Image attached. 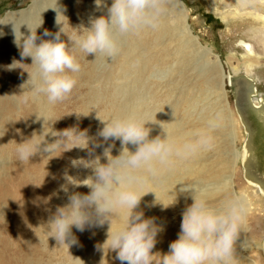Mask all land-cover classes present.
I'll return each mask as SVG.
<instances>
[{
	"label": "rangeland",
	"instance_id": "rangeland-1",
	"mask_svg": "<svg viewBox=\"0 0 264 264\" xmlns=\"http://www.w3.org/2000/svg\"><path fill=\"white\" fill-rule=\"evenodd\" d=\"M38 1L40 3L44 2V0ZM87 1L88 8L85 5ZM179 1L187 10L186 25L191 32L190 34L194 36L195 43H199L198 46H201L202 49L205 48L210 51L209 57L205 61L208 63L209 61L211 63L218 61L221 64L223 74L231 76L234 83L229 86V82L226 80L224 86L226 90V104L224 103L225 105H223L234 122L236 138L232 144L233 146L229 145L227 137L225 138V142L220 141V137H216L214 139V147L211 150L203 151L194 159V167L197 166L198 168L199 165L201 166L203 163L206 165L209 162L211 163L207 164L206 167L211 166L218 160L216 159L217 156H213L217 155L218 152L220 153L221 161H228L230 163L231 151L235 149L238 152H242L245 144L249 141L253 157L248 168L264 183V137H259L258 132L254 130L253 126H251L253 130L249 134L246 132L245 125L241 122L235 104L240 89L237 79L241 77L250 80L255 85L257 96L253 100L255 102H258L260 98L264 100V54H262V46L259 43L264 35V24L261 19L255 16V13L260 12L256 11L254 13L255 6H261L258 4L260 0ZM33 2L34 0H0V33L7 14L27 10ZM111 3L112 1L107 6H110ZM172 6L173 4L168 0L165 4L166 11L161 19L169 20V13L173 9ZM68 9L71 10L69 22L64 21L63 23L60 21L57 26L54 25L55 17L62 18L67 9L62 8L59 15L55 11L54 13L52 11L44 12L45 17L42 18L41 13L38 12V28H41V30H38V37L43 35L44 30L47 29L51 34H53L55 29L61 30L60 40L69 47L71 54L75 55L81 65V71L74 74L77 78V85L71 94L62 102L55 105L47 104L44 108L42 117L46 119V122L43 128L38 131V135L43 133V129L47 133L49 127L53 131H62L72 127H78L80 131H84L86 125H83V122H85L88 124L86 129L87 135L96 140L97 143H100L101 146L95 147L92 155H89V149H93V144L89 142L87 149L72 148L68 151L61 149L50 156L51 154L44 152L43 148L47 144L55 143L58 138L53 137L49 133L44 137L45 142L41 145V151L38 153V155L45 159L44 164L46 167L52 171L49 178L46 177L38 180V189H36L35 183L33 184L37 180L36 177L28 174L31 184H29L26 192L22 194V197L18 195L19 192H17L14 186L16 182L15 177L10 176L7 178L8 180L6 179V190L10 193L11 198L8 204L5 203V214L0 216V220L4 217L0 221V224H2L0 225V264H22L23 259H27L25 256L20 255L21 248L19 249L16 246V240L11 236V233L13 229L17 228L15 226L17 221V224H19L26 220L31 212H35L34 206L37 203H39V227L49 220V216L51 217L54 214L52 210L49 212L48 209H51L53 206L57 208L64 205V201L68 200V195L73 192L82 191L84 193L83 186L73 187L68 184L65 175L74 177L88 172V176H90L92 175V171L82 165L73 166L72 161L81 159L88 161L95 156H100L102 164L107 162L102 155L103 146L106 142H103L97 135L102 125L100 120L134 116L138 120L147 122L146 127L151 130L149 139L154 137L152 129H163L172 122L179 124L180 128L183 129L182 134L188 138L190 131L193 132L203 128L200 127L197 120L198 114L200 110L207 109L206 103L209 106V101L202 103L200 102L201 99L208 98L212 100L214 98L213 92L209 91L208 93L206 91L208 85L206 79L198 77L197 58L194 59L193 63L189 60V56L185 57L186 53H179L175 42L168 41L167 39L162 40L161 35H163V32H159L158 35L149 36L143 41L135 32L124 37L118 36V42L121 43V51L113 59L109 57L104 60V58L97 57L95 60V57L91 54L85 57L78 48L73 47L72 41L76 39L79 28H90L91 21L101 16L96 12L98 9L96 0H73L72 7H68ZM102 11L103 15L106 16L107 8L102 7ZM260 14L264 16V13ZM40 18L43 21H40ZM42 23L44 25L39 26ZM11 30L12 27L8 30V25L4 28L2 35H0V38H5L4 42H7L6 38L11 34ZM42 40H49V38L43 37ZM141 42L143 49L136 50L137 52L133 58L131 54L132 50L129 51L128 47H134L136 43L139 44ZM241 42H246L250 45L251 54L247 53L246 48ZM178 43L180 44V39H178ZM19 53L20 49L16 51L12 57V61L6 57L8 60L6 63V74L8 77H6L5 81V90L1 93L6 97H14L18 101H20V93L18 92L19 82L28 79V73H32L31 69L33 67H29L32 63L31 59H21ZM126 54H130L132 59L128 60L125 57ZM248 56L257 59L258 63L248 60ZM149 57L152 58V62L144 66V59ZM13 61H17L22 65H15V67L10 68L9 66L13 64ZM176 67H182L186 72L183 82L177 78H172V81H167L166 83L154 78L164 73L167 69ZM22 69L27 71L22 73L20 72ZM217 70L219 74V67H217ZM188 94H194V116L190 111L185 112L186 106L184 100ZM200 95H203V97L199 98ZM118 109L121 110L120 116H117L120 114ZM108 113L109 118L107 116ZM244 117L248 118L247 115ZM193 119L194 129L191 127ZM15 132L16 129H11L10 134L12 136L9 135L14 148V141H16ZM118 143L121 147L120 141ZM80 146L83 147V145ZM126 147L130 152L134 151L133 148L136 149V146L132 144H128ZM0 148L6 151L7 157L12 160L11 154L3 147L2 141H0ZM6 154L0 152L1 163L4 162L3 158H6ZM203 160L204 162H202ZM212 166H215V164ZM244 167L241 159H239L232 170V188L230 192L240 196L242 194L248 196L254 210L249 214L245 213L238 242L235 244L236 264H264V196L261 193L259 194V192L256 194L255 188L250 185L251 183L249 184L248 179L245 177ZM2 170L3 168H0V172ZM197 179H186L184 185L196 183L198 182L196 181ZM204 183L207 184V180H202L201 187L205 185ZM63 185H67V193L61 190V186ZM183 195L189 197L188 192H185V194L183 192ZM150 199V197L142 199L141 208L144 209L142 211L146 219L155 218L154 222L158 223V226L163 229L158 233L156 239L161 238L167 231L172 234H178L180 232L182 213L185 208L178 206V202H170V204H173L165 210L159 207L155 200ZM220 202V199L210 201L214 206ZM12 225L13 227H11ZM32 229L31 225L28 224L24 233L28 234L32 232L27 237V240L38 247L37 256L39 255L38 261L40 264L50 263L49 261L53 264H62L63 262L60 260L62 253L59 251L56 241L50 237L48 240L47 237H44V241H41L34 237L33 231H30ZM27 240L23 241L22 247L30 246V242L27 243ZM169 242V240H166V243ZM2 244L3 246H1Z\"/></svg>",
	"mask_w": 264,
	"mask_h": 264
},
{
	"label": "clouds",
	"instance_id": "clouds-1",
	"mask_svg": "<svg viewBox=\"0 0 264 264\" xmlns=\"http://www.w3.org/2000/svg\"><path fill=\"white\" fill-rule=\"evenodd\" d=\"M165 4L166 0H112L107 6L102 0H96L98 8H107V15L92 20L90 28H79L72 45L85 57L91 54L95 60L97 57L113 59L121 51L118 36L159 29ZM29 32L27 37H22L19 32L18 37L14 31V43L20 49L21 59L30 58L29 67L35 69L31 74L27 72L28 79L21 85L22 94L26 101L46 98L48 105H55L65 100L76 87L74 74L81 71V65L60 40L61 30L54 40H41L39 44H36L40 39L36 29ZM43 35L52 34L45 30ZM15 65L22 64L13 61L9 67ZM100 122L103 127L98 131V137L103 142L119 140L122 150L114 157L111 155L114 143L109 144L103 149L102 155L107 161L103 164L100 156L88 161H72L73 166L91 169L92 175L82 181L65 175L67 183L73 187L85 186L89 192L68 195V203L57 207L47 223L39 227L47 240L53 238L57 246L68 252L78 243L72 233L73 227L83 232L86 226L107 224V238L99 248L115 252L121 264H154V257L159 258V264H236L235 244L244 223L245 207L243 197L229 193L227 187L218 190L225 198L215 206L210 203L207 189L181 188L182 192L191 190L192 203L182 213L178 239L169 244V252L163 255L152 253L156 237L163 229L154 223L155 218L145 219L143 211H137L142 198L152 193L142 191L146 184L161 180L163 173L172 170L178 162L195 159L214 147L213 132L219 126V117H213L204 128L193 131L181 141L167 135L163 139L159 135L149 139L151 130L145 127L147 122L134 116L113 117ZM49 133L58 138L43 148L50 156L61 149H87L89 142L93 144V149H89V155H92L94 148L101 146L88 137L87 130L72 127L53 131L49 127L47 133L43 129L42 134L33 132L31 138H24L21 143L14 141L18 161L29 163L30 158L41 151L44 137ZM3 135L4 131H0V136ZM128 144L136 146L135 152L128 150ZM61 190L67 193V185L61 186ZM69 256L74 264H83L80 259Z\"/></svg>",
	"mask_w": 264,
	"mask_h": 264
},
{
	"label": "bare ground",
	"instance_id": "bare-ground-1",
	"mask_svg": "<svg viewBox=\"0 0 264 264\" xmlns=\"http://www.w3.org/2000/svg\"><path fill=\"white\" fill-rule=\"evenodd\" d=\"M111 1L112 0H103L102 4L107 5ZM167 1L168 0H166V2ZM169 1L173 4L172 6L173 9L169 13L170 14L169 20L161 19L160 27L158 30L153 31L150 29H146L139 32H135V34L138 37H140L143 41L146 40L149 36L158 35L159 32H163V35H161L162 40L167 39L168 41L175 42L176 43L175 46L178 52L186 53L185 57L189 56V60L192 61L193 63H194V59L197 58L198 77L199 78L204 77L206 79L208 83L206 91L208 93L209 91H211L214 94V98L212 100H209L208 98H203L200 101L202 103H204L205 101H209L208 102L209 106L206 103L207 109H203L202 111L201 110L199 111L198 114L199 117L197 119L199 125L200 127L204 128L210 119L218 116L219 126L213 132L214 139L216 137H220L221 138L220 141L225 142V138L227 137L228 139L227 141L229 142V145H232L236 138L234 132L235 131L234 122L230 114L227 113L226 110L224 109L223 105L226 104L225 101L226 90L224 89L226 80H228L230 86L234 84L233 78L231 76H226L225 73L223 74L221 70V64L218 61H216L215 63H211L210 61L208 63L207 61H205L207 57H209L210 51L205 48L202 49L201 46H198L199 43L198 44L195 43L194 36L190 34L191 32L189 31L186 25V16H187L186 8L184 7V5H182V3L179 0H169ZM258 4H260L261 6L259 7L255 6L254 13L256 11L260 13H264V0H260ZM72 5H73V0H44V2L42 3H40L38 0H34L33 4L27 10L17 13L7 14V17L4 20V24L1 28V33H3L4 28L7 27V25H8V30L10 27H12L11 34L9 35V37L6 38L7 42H4L5 38H0V131H4V135L0 136V141H2L3 147L11 154L12 160H10L9 157H7L6 151L0 148V152L2 154L3 153L6 154V158H3L4 159L3 163H1V159H0V168H3V170L0 172V216L5 214V209H6L5 203L8 204L11 198L10 193L8 192V190H6L7 189L6 179L8 177L10 176L15 177L16 182L14 181L15 182L14 186L17 192H19V194L17 192L16 193L20 197H22L23 196L22 194L26 192L27 188L29 187V184H31V182L28 179V174L34 175L36 177L37 180L33 182V184L35 183V188L38 189V180H42L46 177L49 178L50 174L52 173V171L48 169L44 164L45 159L38 154L30 158L29 163L19 162L18 159L16 158L15 148L12 146V141H10L9 139L11 138L9 137V135H11L10 134L11 129H16L15 132L16 134H14V136L16 137V141H15L16 143L23 142L24 138H31L33 132H36L38 135V131L43 128L46 122V119L42 117V112L44 108L47 106L45 98H42L40 103H38V101H33L31 99L27 101L25 100V96L22 94L21 85L24 84L27 81V79L19 82L18 92L20 93V101H18L14 97H6L3 94H1L5 90L4 89L6 85L5 81H6V77H8L6 74L7 73L6 63L8 61L6 57H8L10 61H12L13 60L12 57L19 49L14 43V38H15L14 31L17 33L18 37H19V32L21 33L22 37H27L30 34L29 30L34 31L36 29V35L38 37V30H41V28H38V12L41 13V18H42L45 17L44 12L52 11V13H54L55 11L59 15L60 10L62 8L67 9L62 18L58 16L55 17L54 25L57 26L60 21L63 23L64 21L69 22L71 18V10L68 9V7L71 8ZM85 5L87 6L85 7L88 8V1L87 3L85 2ZM96 12L99 15H103L102 7L98 8ZM260 13H255V16L261 19L264 24V16L261 15ZM41 18L40 21H43V19ZM43 25L44 24L42 23L39 26H43ZM57 32H60V30L55 29L53 34L50 36H44V35L39 36L40 39L36 41V44H39L43 37H48L49 40H54L55 34ZM178 39H180V44L178 43ZM241 43L246 48L247 53L251 54L252 50L250 49V45H248V43L246 42H241ZM259 43L261 44L260 46H262V54H264V35L262 39L259 41ZM140 49H143L142 42L139 44L136 43L134 47L133 46L128 47L129 51L132 50L131 54L133 58L135 53L137 52L136 50H140ZM125 57L128 60L132 59L130 54H126ZM247 59L252 61L253 63H258L257 59H254L250 56H248ZM151 62H152L151 57L145 58L144 66L145 64L147 65L150 64ZM217 67H219L220 69L219 74ZM34 70L35 69L33 66L31 69L32 73L34 72ZM26 71L27 70L25 69L20 70V72L22 73H25ZM185 73L186 72L182 67L169 68L164 73H161L154 78H157V80L160 82H166V83L167 81H172L171 80L172 78H177L178 80L183 82L185 80ZM237 82L240 85V89H239V93L237 94V99L235 104L241 122L245 125L246 128L245 130L248 134L254 128V130L258 132L259 137H264V100L262 98H260L258 102H255L253 100L257 96V90L255 88V85L252 84L250 80L241 77L237 79ZM24 91L25 92L27 91V86L25 87ZM202 97L203 95L199 96V98ZM184 103L186 106L185 112L190 111L193 113L194 116V94H188L185 97ZM119 111L120 114H118L117 116L121 115V110ZM246 115L248 116V118L244 117ZM107 116L109 118V113L107 114ZM106 120L108 119L106 118ZM83 125H86L85 126V130H86L88 124L83 122ZM251 126H253V128ZM102 127L103 124L101 125L100 129H102ZM191 127H193L194 129V119L191 122ZM182 130L183 129L180 128L179 124L171 122L163 129L161 128L152 129V131L154 132L153 138L159 135L163 139L167 135L170 139L181 141L187 138L184 134H182ZM190 133L192 132L190 131ZM118 142L119 140L113 141L112 139H109V141L105 143L103 148L108 147L109 144L114 143V147L112 148L111 155L115 157L119 155L120 151L122 150ZM133 149H134L133 152H135L136 149L135 148ZM230 155H231V162L230 163L228 161L224 162L220 160V153L218 152L217 155H213V156L214 157L217 156L216 159L220 161L214 160L216 162V163L214 162L215 166H212L214 165L212 164L211 166L208 165L209 167H206V165L211 162L206 163V165L203 163L201 166L199 165L198 168L197 166L194 167V159L185 162H178L172 170H167L163 173L161 180L152 181L151 183H148L143 187L142 189L143 192L145 193L152 192V193L146 194L142 199L144 198L147 199L148 197H150L151 199L157 202V205L159 207L165 210L166 208H169L171 206L170 202H174L175 199V202H178V206L186 208V206L192 203L191 190H189L188 192L189 197H186V195L185 196L183 195L181 188L183 187L191 188L194 187L195 184V187L197 186L199 188L207 189L208 195L210 197V201L216 199L222 200L225 198V196L223 194H220L218 190L221 189L222 187H227L229 193H231L230 190L232 188L231 187L232 170L239 159H241L243 166H245L244 167L245 177L248 179L249 184L251 183L250 185L255 188L256 194H258L259 192V194L261 193L264 196L263 181L257 175L253 174L248 168L253 157V153L251 152V149L249 147V141L245 144L244 148L242 149V152H238L237 150L233 149ZM202 162H204V160ZM4 165L5 167H3ZM41 171L42 173H40ZM87 176H88V172H84L81 175L74 176L73 178H77L82 181L86 179ZM194 178L195 179L198 178L196 180L198 182L191 183L192 182L191 181L190 182L191 184L184 185V181L186 179L194 180ZM204 179L207 180L208 183L207 184L204 183L205 185L201 187L202 180ZM186 183L188 184V182ZM83 191L84 193L82 191H80L79 193L88 194L89 189L83 186ZM241 196L243 197L245 213L246 214L251 213L254 210L252 202L245 194H242ZM67 203L68 200H65L64 205H66ZM38 204L39 203H37L36 206H34L35 212L32 213L30 211L31 212L30 216L27 217L26 220H24L19 224H17L18 221L17 223H15V226H17V228L13 229L11 233V236L16 240V246L19 249L21 248L20 255L25 256L27 258V259L24 258L23 259L24 261L22 260L23 261L22 264H40V262L38 261L39 255L37 256L38 247L34 246L30 241L27 240V237H29V234H31L32 232H29L28 234L24 233L26 231L25 230L26 226L30 224L31 227L33 228L30 231H33L34 237L40 239L41 241H44V237H46L43 234V229L39 227L47 223L48 220L38 227V216H39ZM56 209L57 208L53 206L51 209L48 210L49 212L50 210H52L53 213H55ZM142 210L144 209L141 208V203H140L137 211H142ZM42 211H47V210H42ZM2 219H4V217H2L1 220ZM154 223L158 225V223L156 222ZM113 226L115 227L116 223H114ZM11 227H13V225ZM107 230H108L107 224H105L102 227L86 226L83 232L77 231L75 227H73L72 233L77 238L78 243L72 245L69 248L68 250L69 255H71L73 259L76 258L80 259L83 262V264H121V262L118 259H116L115 252H108L106 249L102 251L99 248L100 247L99 245H103V243L107 238L106 237ZM176 239H178V234H172L169 231H167L161 238L156 239L157 243L155 247L152 249V253L155 254L156 252H159L162 255L168 253L169 244L175 241ZM26 240L27 243L30 242V246H31V247L29 246L30 248L28 246L22 247L23 241ZM166 240H169L170 242L166 243ZM2 242L4 243V241ZM236 242H238V239L236 240ZM1 246H3V244ZM58 249L62 253L60 258L61 262H63L62 264H74V262L72 261L71 257L68 255V252L65 248L58 246ZM33 256L37 258L35 259ZM49 262L50 263L46 262L41 264H53L51 261ZM154 264H159L158 257H154Z\"/></svg>",
	"mask_w": 264,
	"mask_h": 264
}]
</instances>
